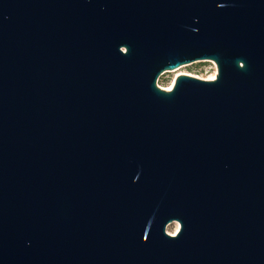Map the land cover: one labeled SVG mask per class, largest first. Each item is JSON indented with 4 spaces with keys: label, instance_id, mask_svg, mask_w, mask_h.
I'll return each mask as SVG.
<instances>
[{
    "label": "water",
    "instance_id": "1",
    "mask_svg": "<svg viewBox=\"0 0 264 264\" xmlns=\"http://www.w3.org/2000/svg\"><path fill=\"white\" fill-rule=\"evenodd\" d=\"M0 264H264V0H0Z\"/></svg>",
    "mask_w": 264,
    "mask_h": 264
},
{
    "label": "rangeland",
    "instance_id": "2",
    "mask_svg": "<svg viewBox=\"0 0 264 264\" xmlns=\"http://www.w3.org/2000/svg\"><path fill=\"white\" fill-rule=\"evenodd\" d=\"M189 75L202 80H214L212 77L216 78L217 67L212 61L197 62L191 65L182 66L174 71L164 73L161 75L157 81V86L169 90L172 88L175 79L180 75ZM177 228L180 225L177 222L170 223L166 228V233L172 235V233H177Z\"/></svg>",
    "mask_w": 264,
    "mask_h": 264
},
{
    "label": "snow or ice",
    "instance_id": "3",
    "mask_svg": "<svg viewBox=\"0 0 264 264\" xmlns=\"http://www.w3.org/2000/svg\"><path fill=\"white\" fill-rule=\"evenodd\" d=\"M212 79H215V77H212ZM177 231H179V228H177ZM172 235H175V233H172Z\"/></svg>",
    "mask_w": 264,
    "mask_h": 264
},
{
    "label": "bare ground",
    "instance_id": "4",
    "mask_svg": "<svg viewBox=\"0 0 264 264\" xmlns=\"http://www.w3.org/2000/svg\"><path fill=\"white\" fill-rule=\"evenodd\" d=\"M170 89H171V88H170ZM170 89H169V90H170Z\"/></svg>",
    "mask_w": 264,
    "mask_h": 264
},
{
    "label": "built area",
    "instance_id": "5",
    "mask_svg": "<svg viewBox=\"0 0 264 264\" xmlns=\"http://www.w3.org/2000/svg\"><path fill=\"white\" fill-rule=\"evenodd\" d=\"M165 90V89H164Z\"/></svg>",
    "mask_w": 264,
    "mask_h": 264
}]
</instances>
